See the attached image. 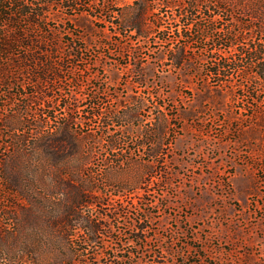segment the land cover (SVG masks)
<instances>
[{
	"label": "rangeland",
	"instance_id": "374dc122",
	"mask_svg": "<svg viewBox=\"0 0 264 264\" xmlns=\"http://www.w3.org/2000/svg\"><path fill=\"white\" fill-rule=\"evenodd\" d=\"M37 1L54 3L49 26L29 33L49 41L43 59L64 73L38 83L27 67L42 55L21 47L17 77L0 82V264H264V91L243 56L264 44L254 17L264 0H78L75 11ZM144 6L145 36L127 27ZM241 23L246 39L227 48ZM200 27L218 32L204 40ZM214 63L227 66L222 76ZM69 118L77 148L64 144L54 166L22 159L21 139L40 149L42 133ZM60 164L64 181L87 192L84 215L111 223V236L92 244L84 230L70 241L52 232L60 219L47 213L66 204ZM137 227L149 240L132 242Z\"/></svg>",
	"mask_w": 264,
	"mask_h": 264
},
{
	"label": "trees",
	"instance_id": "16d2710c",
	"mask_svg": "<svg viewBox=\"0 0 264 264\" xmlns=\"http://www.w3.org/2000/svg\"><path fill=\"white\" fill-rule=\"evenodd\" d=\"M37 1V0H36ZM35 2V1H34ZM69 3L67 6L68 9L75 11L78 7V0H64V3ZM38 1L36 5L34 3H30V0H0V82H2L4 85H8L11 80L15 79L17 77L16 73L12 71V68H16V63L13 62V55L12 51L15 48H21L24 47L30 51V49H37L39 50V53L42 55L41 58H38L37 64L35 66L29 65L27 69L31 70L32 72H29V76L32 78H35V80L38 81V83L43 84L44 82L54 83L57 81H62L63 77L62 74L64 73V70L62 67H56L57 63H49L48 61H44V57L46 54L44 46L49 44L48 40H45L43 37L39 35H32L29 33V31L35 27V28H41L42 26L48 25L49 18L51 15V7L54 5V3H50L49 1H44L42 4H39ZM168 6H173V2L167 3ZM192 8H196L195 6H191ZM147 9L146 7L139 8L137 10V13H133V15L129 18L127 27L131 32H136L138 35H146L148 33V30L150 28L148 24V17H147ZM135 14V15H134ZM189 16V15H187ZM258 19L264 20V10L254 16ZM213 19V17H212ZM23 20L24 22H29L31 24L30 29H27L23 26ZM49 26V25H48ZM195 26L194 21H188L183 29L181 30L183 36H184V29L185 30H194L192 29ZM244 23L240 24V27L242 29L243 33H233L231 32V38H230V44L229 47L231 48L233 45L237 44L238 42H241L242 40L246 39L244 36V33L246 31L251 30L249 27H246ZM46 28V27H45ZM205 30H209L213 33H217L218 31L216 29H213L211 27H205L204 29L200 27V30L198 31V34H202L203 39L206 40V36L204 35ZM260 31L264 30V26H260ZM28 32V33H27ZM50 32V31H48ZM221 49L224 52H227L228 49ZM213 51L216 49H212ZM244 59L248 61L249 67L251 68V73H248L245 71V74L249 76L250 74H254L259 80L261 84V88L264 91V44L258 45L255 48L247 49L243 52ZM225 60V59H224ZM13 62L10 64V62ZM29 62L32 61V59L28 60ZM174 65L177 67H183L187 65L188 62V56L186 48H182L178 50V53H175L174 59H172ZM223 59L220 61L222 62ZM227 61V60H226ZM22 67V64L20 65ZM214 66L216 67L215 72L212 74H215L216 76H222V70H227V66L222 63H214ZM229 67V65H228ZM68 73H70L68 71ZM71 82L77 83L78 78L73 76L71 77ZM97 98V97H94ZM110 114L114 115V117L119 116L115 112H111ZM102 114H98L99 117ZM20 115L18 114V117ZM97 115H95L96 117ZM111 117V118H114ZM47 121H51L52 118H46ZM78 119H66L64 122H58L57 125L52 128L51 131L47 133H42L41 135V148L38 149L35 143V146L30 145V142L25 139H21L20 144L22 148L21 156L22 159L24 158L27 160V158L30 161H36L37 159H46V156L48 158L46 161L49 165L54 166L56 163H58V160H62L64 157L63 154V145L70 143L73 144L76 148L79 145V138L78 136H75V133L72 130V124L78 125ZM19 122L24 124V121L19 117ZM46 124L42 123L41 128H45ZM77 131V130H76ZM121 140L114 139L112 141V148L114 149L117 147V144ZM31 148H37L38 152L30 153L28 150H31ZM30 153V154H29ZM23 159V160H24ZM53 161H50V160ZM55 162V163H53ZM60 163V162H59ZM2 163H0V169H1ZM60 170V178L61 181V188L66 192V204L64 209L62 211L56 213L49 212L47 213V218H53L60 219V221L56 224H54L51 227V230L53 233L63 234V237L70 241L75 235L73 234V231L76 230H84L87 231L88 239L87 242L89 243H96L98 239L103 238V236H111L114 232V226L110 223L108 226H105V224L99 219L92 217V220L89 219L84 215V207L90 202L88 201V195L84 188L79 187V189L76 186L71 185V183H68L64 180H68L67 177L64 176L65 171L62 169L64 167L61 164ZM65 168V167H64ZM4 171V170H3ZM33 173V177L36 178V175L39 172V169H35L31 171ZM52 173L58 176V171L55 170V167L52 170ZM49 175H51L49 173ZM1 177V175H0ZM124 207V204H121L119 206V211ZM75 217V219H74ZM72 218L74 221L78 223V225L69 226V220L72 221ZM103 219V217H102ZM149 221V219H147ZM141 222V221H140ZM151 222V220H150ZM106 228V231H104ZM136 234V237L132 239V242H135L136 244L140 242H145L146 239L149 240L148 237H143L141 233L147 232V227H137V229L134 231ZM104 252V250H101L100 253L97 251L93 255L96 256L95 259L101 260L103 257H101V253ZM104 254V253H103ZM117 257H115V260ZM122 260H126L123 259ZM128 260V259H127ZM119 263V262H118Z\"/></svg>",
	"mask_w": 264,
	"mask_h": 264
}]
</instances>
